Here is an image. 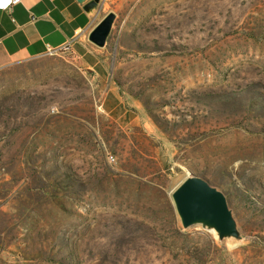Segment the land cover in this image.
<instances>
[{
	"label": "rangeland",
	"instance_id": "obj_1",
	"mask_svg": "<svg viewBox=\"0 0 264 264\" xmlns=\"http://www.w3.org/2000/svg\"><path fill=\"white\" fill-rule=\"evenodd\" d=\"M102 47L0 65V264H264V0H124ZM243 234L182 229L188 173Z\"/></svg>",
	"mask_w": 264,
	"mask_h": 264
},
{
	"label": "crops",
	"instance_id": "obj_2",
	"mask_svg": "<svg viewBox=\"0 0 264 264\" xmlns=\"http://www.w3.org/2000/svg\"><path fill=\"white\" fill-rule=\"evenodd\" d=\"M8 1L0 0V65L64 44L84 55L92 44L86 38L89 29L124 0H99L91 12L83 9L87 0H19L7 10Z\"/></svg>",
	"mask_w": 264,
	"mask_h": 264
},
{
	"label": "water",
	"instance_id": "obj_3",
	"mask_svg": "<svg viewBox=\"0 0 264 264\" xmlns=\"http://www.w3.org/2000/svg\"><path fill=\"white\" fill-rule=\"evenodd\" d=\"M98 3L99 0H87L83 3V9L91 12ZM114 19L115 12L106 11L87 32V40L95 46H104ZM169 195L182 229L199 225L210 231L217 242H228L229 245L242 239L243 234L225 193L202 176L188 172Z\"/></svg>",
	"mask_w": 264,
	"mask_h": 264
},
{
	"label": "built area",
	"instance_id": "obj_4",
	"mask_svg": "<svg viewBox=\"0 0 264 264\" xmlns=\"http://www.w3.org/2000/svg\"><path fill=\"white\" fill-rule=\"evenodd\" d=\"M19 0H9L8 3L5 5V9L10 10L12 4L17 3ZM68 47V44H64L58 47H47V53L52 54L55 53L57 50H61Z\"/></svg>",
	"mask_w": 264,
	"mask_h": 264
},
{
	"label": "bare ground",
	"instance_id": "obj_5",
	"mask_svg": "<svg viewBox=\"0 0 264 264\" xmlns=\"http://www.w3.org/2000/svg\"><path fill=\"white\" fill-rule=\"evenodd\" d=\"M210 229L213 231V233L215 232L211 227H210Z\"/></svg>",
	"mask_w": 264,
	"mask_h": 264
}]
</instances>
